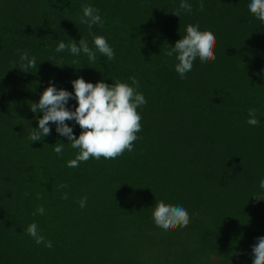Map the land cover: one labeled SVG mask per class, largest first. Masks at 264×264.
Listing matches in <instances>:
<instances>
[{"label":"trees","instance_id":"trees-1","mask_svg":"<svg viewBox=\"0 0 264 264\" xmlns=\"http://www.w3.org/2000/svg\"><path fill=\"white\" fill-rule=\"evenodd\" d=\"M188 2L192 12L176 17L180 0H0V264H252L251 246L264 236V200L253 198L264 196V25L251 0H203V11ZM86 5L101 25L80 23ZM188 24L215 35V59H197L181 80L164 53ZM93 35L114 59L55 51L80 38L95 51ZM23 52L37 70L9 69ZM77 77L139 81L147 103L133 151L69 168L78 150L54 124L41 141L28 139L42 116L31 104L50 83L71 92ZM249 108L256 126L246 123ZM158 201L183 206L187 227L158 228ZM32 223L52 248L27 234Z\"/></svg>","mask_w":264,"mask_h":264},{"label":"clouds","instance_id":"clouds-1","mask_svg":"<svg viewBox=\"0 0 264 264\" xmlns=\"http://www.w3.org/2000/svg\"><path fill=\"white\" fill-rule=\"evenodd\" d=\"M249 13L264 25V0H251L248 4ZM199 10H204L203 0H200ZM191 13L192 5L188 0H180L179 7L172 13L176 17L181 12ZM80 23L91 29L94 25H101L102 19L99 10L89 5L84 6ZM92 42L95 51L89 47L86 39L80 38L78 42L71 39L70 43L59 41L55 49L62 52L68 49L73 56L84 53L89 62L95 63L97 52L106 56L109 60L115 58L113 48L103 36L93 35ZM216 37L211 31H201L198 25L188 24L185 35L178 39L174 45L168 47L165 55L174 57L175 71L181 80L187 78V73L192 71L194 62L199 59L200 63L207 64L215 59ZM19 65L13 64L9 69L18 68L28 73L30 68L37 70L36 57H29L27 52L20 53ZM131 86L127 83L115 82L111 84L97 81L95 84L86 82L77 77L71 81L72 91L58 89L49 84L40 94L38 102H33L29 107L33 114L42 113L37 120V126L31 127L28 139L39 142L43 137L51 135L50 124L55 125V131L65 137L72 149H77L78 154L74 159L67 162V167H78L81 162H87L90 158L96 160L116 159L125 151H133L134 142L139 138L137 133L142 131L141 115L137 109L147 103L144 95L137 91L140 87L135 77H130ZM69 100H75L74 108L67 107ZM246 123L256 126L259 121L256 118V109L249 108ZM67 121H72L80 128L78 136L73 134V128ZM64 144L54 146V152L62 155ZM264 189V179L259 184ZM58 188L67 187L61 184ZM27 195V194H26ZM39 198V197H38ZM67 199V193L62 194ZM257 201L264 200V196L253 197ZM87 197L78 203L81 208L86 206ZM36 213L43 215L44 208L40 206ZM36 213H33L34 215ZM155 225L165 233L177 227L184 228L190 223L188 211L183 206L166 204L158 201L152 212ZM27 234L34 238L37 244H44L52 248V242L46 241L38 232L35 223L29 224ZM252 264H264V236L258 237L251 246Z\"/></svg>","mask_w":264,"mask_h":264}]
</instances>
